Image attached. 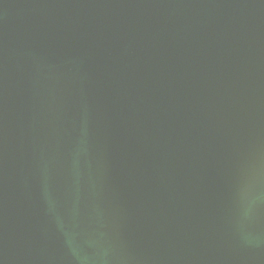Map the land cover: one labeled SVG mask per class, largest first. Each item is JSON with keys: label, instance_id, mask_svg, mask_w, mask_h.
Returning <instances> with one entry per match:
<instances>
[{"label": "water", "instance_id": "1", "mask_svg": "<svg viewBox=\"0 0 264 264\" xmlns=\"http://www.w3.org/2000/svg\"><path fill=\"white\" fill-rule=\"evenodd\" d=\"M0 264H264V0H0Z\"/></svg>", "mask_w": 264, "mask_h": 264}]
</instances>
